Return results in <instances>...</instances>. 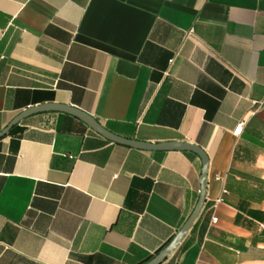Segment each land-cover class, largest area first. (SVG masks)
Returning <instances> with one entry per match:
<instances>
[{
    "label": "crops",
    "instance_id": "crops-1",
    "mask_svg": "<svg viewBox=\"0 0 264 264\" xmlns=\"http://www.w3.org/2000/svg\"><path fill=\"white\" fill-rule=\"evenodd\" d=\"M43 105L206 153L163 264H264V0H0V134ZM202 170L33 115L0 139V264H149Z\"/></svg>",
    "mask_w": 264,
    "mask_h": 264
},
{
    "label": "water",
    "instance_id": "water-1",
    "mask_svg": "<svg viewBox=\"0 0 264 264\" xmlns=\"http://www.w3.org/2000/svg\"><path fill=\"white\" fill-rule=\"evenodd\" d=\"M43 113H64L67 115H70L72 117L77 118L82 123L87 125L92 131L95 133L101 135L105 139L117 143L119 145L127 146L130 148L142 150V151H160V152H187V153H193L197 155L203 162V170H202V178H201V195L199 203L193 213V215L190 217V219L187 221L185 226L182 228V230L177 234L173 242L164 250L162 251L153 261H151L149 264H163L169 257H171L174 252L177 250L179 245L182 243L184 238L187 236L189 231L192 229L194 223L198 219L204 204L206 202L207 197V172L209 168V158L206 155V153L198 146L192 145L189 143H167V144H147V143H140L136 141H131L127 139L120 138L107 130H105L100 123L94 119L92 116L88 115L87 113L80 111L79 109L69 107V106H62V105H43L37 108L29 109L28 111L21 114L19 117H17L1 134L0 139L7 136L10 131L17 125H19L21 122H23L25 119L37 115V114H43Z\"/></svg>",
    "mask_w": 264,
    "mask_h": 264
},
{
    "label": "built area",
    "instance_id": "built-area-1",
    "mask_svg": "<svg viewBox=\"0 0 264 264\" xmlns=\"http://www.w3.org/2000/svg\"><path fill=\"white\" fill-rule=\"evenodd\" d=\"M244 126H245V124L242 123V124H240V125L236 128V130H235L234 133H233L235 137H240V136L242 135L243 130H244ZM219 202H221V200H219L218 203H219ZM216 221H217V220L214 219V222H216Z\"/></svg>",
    "mask_w": 264,
    "mask_h": 264
}]
</instances>
